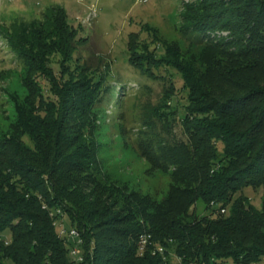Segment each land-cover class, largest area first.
Wrapping results in <instances>:
<instances>
[{
    "label": "trees",
    "instance_id": "trees-1",
    "mask_svg": "<svg viewBox=\"0 0 264 264\" xmlns=\"http://www.w3.org/2000/svg\"><path fill=\"white\" fill-rule=\"evenodd\" d=\"M197 11L183 31L231 36L197 60L172 54L156 63L181 74L188 100L182 110L164 102L152 132L137 137L146 171L169 175L161 199L100 168L90 112L101 99L96 69L86 64L74 79L48 60L76 50L66 19L51 12L12 29L26 91L0 137V264H177L174 246L180 264H264V192L260 207L242 192L264 190V0H201ZM146 59L134 64L150 71ZM197 201L209 213L197 215ZM58 209L80 232V261L70 253L76 241L59 234ZM143 232L150 240L140 250ZM160 244L164 253L153 249Z\"/></svg>",
    "mask_w": 264,
    "mask_h": 264
},
{
    "label": "rangeland",
    "instance_id": "rangeland-1",
    "mask_svg": "<svg viewBox=\"0 0 264 264\" xmlns=\"http://www.w3.org/2000/svg\"><path fill=\"white\" fill-rule=\"evenodd\" d=\"M199 1L0 0V137L14 124L15 98L22 99L26 91L27 62L12 48L8 36L16 26L38 23L53 12L65 18L68 30L75 33L76 50L68 60L58 53L50 54L52 70L64 71L65 76L75 79L87 64L96 69L94 78L99 77L101 99L92 102L90 112L95 121L100 168L127 182L128 190L151 192L161 199L168 191L169 175L162 170L146 171L149 163L137 153V137L152 132L150 121L166 108L162 107L164 102L169 108L182 110L188 100L180 89L181 74L171 65L167 69L156 63L166 62L172 54H177L179 61L197 60L208 44L228 41L231 36L228 29L200 33L181 29L182 24L193 22L188 13L201 12L197 11ZM167 45L171 46L170 53ZM142 54L150 71L134 64ZM175 130L183 136L180 124H175ZM24 139L31 145L27 136ZM242 192L260 207L263 187L247 185ZM209 211L204 202L195 203L197 215ZM57 223L59 227L72 226L64 213ZM169 254L180 264L175 246L170 247ZM191 263L198 264H185Z\"/></svg>",
    "mask_w": 264,
    "mask_h": 264
},
{
    "label": "built area",
    "instance_id": "built-area-1",
    "mask_svg": "<svg viewBox=\"0 0 264 264\" xmlns=\"http://www.w3.org/2000/svg\"><path fill=\"white\" fill-rule=\"evenodd\" d=\"M223 210V209H222ZM53 215H56L58 213H62L59 209L57 212H51ZM59 218V217H58ZM56 225L57 223V218H56ZM58 227L59 234L62 236H65L68 241H78V246L80 247V243H82V237L80 235L79 230L74 227ZM144 235H149V232H143L139 236L141 237V243H144ZM165 252V247L163 244H160V252L159 253H164ZM72 256L75 258L76 261H80L83 259V255L79 254V250L76 251H70Z\"/></svg>",
    "mask_w": 264,
    "mask_h": 264
},
{
    "label": "bare ground",
    "instance_id": "bare-ground-1",
    "mask_svg": "<svg viewBox=\"0 0 264 264\" xmlns=\"http://www.w3.org/2000/svg\"><path fill=\"white\" fill-rule=\"evenodd\" d=\"M149 240H150V235H144V243H141V237H140V246H139V249L140 250H143L145 248V246L148 244ZM77 244H78V241H76V245L72 248V251L78 250ZM153 249L160 252V245H156ZM191 264H193V263H191Z\"/></svg>",
    "mask_w": 264,
    "mask_h": 264
}]
</instances>
